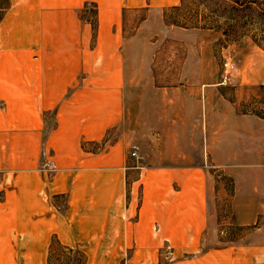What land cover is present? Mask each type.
I'll list each match as a JSON object with an SVG mask.
<instances>
[{"label": "crops", "instance_id": "0c3cea01", "mask_svg": "<svg viewBox=\"0 0 264 264\" xmlns=\"http://www.w3.org/2000/svg\"><path fill=\"white\" fill-rule=\"evenodd\" d=\"M179 4L0 2V264H50L53 239L84 264H264L256 118L209 86L202 42L184 71L152 70ZM207 157L232 179L231 221L210 211Z\"/></svg>", "mask_w": 264, "mask_h": 264}, {"label": "rangeland", "instance_id": "374dc122", "mask_svg": "<svg viewBox=\"0 0 264 264\" xmlns=\"http://www.w3.org/2000/svg\"><path fill=\"white\" fill-rule=\"evenodd\" d=\"M252 1L264 5V0ZM0 2L4 3V0ZM231 5L232 0H181L180 8L167 9L170 22L176 24L152 39L151 66L156 75L162 74L168 70L171 55V69L177 73L184 71L186 62L188 67L191 65L192 52L196 47L199 49L202 42L203 51L207 47L208 53L209 86L220 87L242 119L247 115L244 121L250 119L249 115L256 118L257 149L264 150V42H260L262 46L258 45V38L262 36L258 31L261 19L254 12L243 20L235 19L228 11ZM1 11L0 6V14ZM205 163L211 174L210 182L213 178L216 182L215 192L210 195V211L216 212L219 221H231L232 188L228 176L208 157ZM219 226L220 230L224 227L221 223ZM234 231L232 236L224 238L236 240L240 230L239 233ZM55 252L57 255L50 257V264H70L73 260L75 264L86 262L83 256H70L59 244H56ZM161 260L163 264L167 262L164 257Z\"/></svg>", "mask_w": 264, "mask_h": 264}, {"label": "trees", "instance_id": "16d2710c", "mask_svg": "<svg viewBox=\"0 0 264 264\" xmlns=\"http://www.w3.org/2000/svg\"><path fill=\"white\" fill-rule=\"evenodd\" d=\"M180 6H181V0H180L179 5L170 7V9L176 10V9L180 8ZM228 8H229L228 9L229 14L235 15V19L237 17L240 20H243L244 18L250 17L249 15H251L252 12H254V14L257 15L259 17V19H261L259 26H258V28H259L258 31H259V33L262 34V36L260 38H258V43H259L258 45L262 46L260 42H264V5H261L260 3L252 1V0H232V5L229 6ZM166 10L164 11V19H165L166 23L171 24V25H175L176 24L175 22H173V21L170 22V20L167 16ZM228 11H227V13H228ZM259 116H261V115H259ZM227 179L229 181L230 187L232 188V179L230 177H227ZM58 243L59 242L57 239L52 240V246L54 247V249H55L56 244H58ZM51 257H53V256H51Z\"/></svg>", "mask_w": 264, "mask_h": 264}, {"label": "built area", "instance_id": "2783aa9c", "mask_svg": "<svg viewBox=\"0 0 264 264\" xmlns=\"http://www.w3.org/2000/svg\"><path fill=\"white\" fill-rule=\"evenodd\" d=\"M82 18L91 21V18L94 20L95 14V5L93 3H86L82 10H81ZM139 147L137 144L132 143L128 149L127 156H126V167L139 169L140 165V157L138 155ZM43 168L47 169L49 173L55 170V164L53 162H46L43 163Z\"/></svg>", "mask_w": 264, "mask_h": 264}]
</instances>
